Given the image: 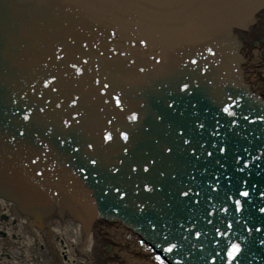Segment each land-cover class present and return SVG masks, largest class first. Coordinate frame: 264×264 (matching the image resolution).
<instances>
[{"label":"water","instance_id":"1","mask_svg":"<svg viewBox=\"0 0 264 264\" xmlns=\"http://www.w3.org/2000/svg\"><path fill=\"white\" fill-rule=\"evenodd\" d=\"M262 25L264 0H0V197L69 238L119 223L167 264L233 244L264 264V102L237 42Z\"/></svg>","mask_w":264,"mask_h":264},{"label":"bare ground","instance_id":"2","mask_svg":"<svg viewBox=\"0 0 264 264\" xmlns=\"http://www.w3.org/2000/svg\"><path fill=\"white\" fill-rule=\"evenodd\" d=\"M237 42L241 46L240 55L243 58L240 67L242 83L264 102V25L241 37ZM147 80L141 81V84L146 86ZM41 218L26 214L16 202L0 197V264H41L32 258L27 246L26 238L31 233L40 235V238L44 235L45 246L52 252V264H105L109 257L105 245L110 244L109 250H113L115 245L121 246L108 237L109 231L118 228L113 223L109 224L103 220L94 221L91 226L80 223L81 233L69 238ZM31 227L33 231L30 230ZM129 236L132 237V234ZM132 243L131 238H128L127 243L122 245L124 248L121 247V262L124 264H132L134 255L131 253L139 251ZM139 256L142 264H155L154 260H150L153 255L145 248L139 251ZM60 258L65 261H60ZM136 264L141 263L138 260Z\"/></svg>","mask_w":264,"mask_h":264},{"label":"rangeland","instance_id":"3","mask_svg":"<svg viewBox=\"0 0 264 264\" xmlns=\"http://www.w3.org/2000/svg\"><path fill=\"white\" fill-rule=\"evenodd\" d=\"M263 85V84H262ZM109 234L108 237L110 240H113L115 243H118L120 244L121 246H116L115 245V248H113V250H107L108 247H110V244H106L105 247L106 248V251L108 252L107 255L109 256L108 259L106 260V263L105 264H124L121 262V251H123V246L124 244L127 243V237L129 234H131L129 231L125 230V228L123 227H119L117 229H114L113 231H109ZM137 239H139V237L135 236V235H132L131 237V240H132V244H133V247L137 248V250H139L140 252L142 251L143 247H139L138 244V241ZM123 247V248H121ZM111 248V247H110ZM128 249V248H127ZM46 251V250H45ZM139 251L138 252H135V253H131L133 254V259L131 260L132 264H136L139 260V262L142 264V260L139 256ZM42 254V252H40ZM47 254V255H46ZM46 258H42V263L41 264H52V253H50V250L46 252ZM44 255V254H43ZM138 259H136V258ZM150 260H152V257L150 258ZM149 260V261H150ZM60 261L64 262L65 260L64 259H61L60 258ZM151 262V261H150ZM151 264V263H150Z\"/></svg>","mask_w":264,"mask_h":264},{"label":"snow or ice","instance_id":"4","mask_svg":"<svg viewBox=\"0 0 264 264\" xmlns=\"http://www.w3.org/2000/svg\"><path fill=\"white\" fill-rule=\"evenodd\" d=\"M193 63H196V61H193ZM105 87H107V85H105ZM184 90H185V91L187 90V86H185V89H184ZM116 103H117V106L120 105V100H119L118 97L116 98ZM224 111L227 112L229 115H234V113L230 112V110H229L228 108H225ZM25 119L27 120L28 117L25 116ZM131 119H132V120H136L137 117H136L135 115H133V116L131 117ZM21 135H23V133H21ZM122 137H123V139H124L125 141L128 140V135H127L126 133H125V134H122ZM106 139H107V140H111V135L107 136ZM186 142H187V141H186ZM171 151H172V149L169 148V149H168V152H171ZM209 155H211V153H209ZM93 163H95V161H93ZM144 171H148V169L145 168ZM149 190H150V189H149ZM185 195H187V193H185ZM241 195L247 197V196L249 195V193H248V192H243V193H241ZM236 203H237V206H238V207H237V210H238V211L241 210V209L239 208V201H237ZM262 211H264V209H262ZM153 230H154V229H153ZM257 231H259V229H257ZM165 239H166V237H165ZM174 247H175V246L173 245V247L166 248V249H164V251L167 252V253H171V252H173ZM240 252H241V248H240L239 245L233 244V245L231 246V249L228 251V256H229V258H230V259H229V264H232V261H234V260L238 257V255L240 254ZM156 259L159 261V264H165V260H164L162 257L157 256Z\"/></svg>","mask_w":264,"mask_h":264},{"label":"flooded vegetation","instance_id":"5","mask_svg":"<svg viewBox=\"0 0 264 264\" xmlns=\"http://www.w3.org/2000/svg\"><path fill=\"white\" fill-rule=\"evenodd\" d=\"M259 8L262 9L263 7H259ZM254 44H255V43H254ZM254 44H253V45H254ZM254 46H255V45H254ZM262 57H264V51H263Z\"/></svg>","mask_w":264,"mask_h":264}]
</instances>
